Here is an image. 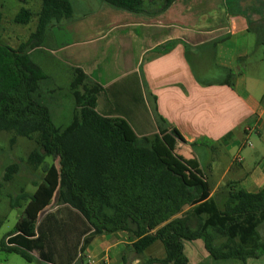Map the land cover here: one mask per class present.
I'll list each match as a JSON object with an SVG mask.
<instances>
[{"label": "crops", "instance_id": "1", "mask_svg": "<svg viewBox=\"0 0 264 264\" xmlns=\"http://www.w3.org/2000/svg\"><path fill=\"white\" fill-rule=\"evenodd\" d=\"M144 1L139 14L100 0L88 1L81 14L73 5V18L52 27L34 54L46 75L41 101L51 106L48 97L53 102L63 92L74 99L73 72L81 69L102 88L100 115L125 121L139 141L158 135L162 120L183 138L180 156L202 171L207 158L212 197L221 199L232 184L258 193L264 188V0H177L160 15ZM44 232L52 242L47 261L34 252L28 264H142L156 258V249L165 257L161 242L137 256L126 232L96 237L84 254L78 232L52 235L49 226ZM184 248L190 264L209 256L204 240ZM5 255L0 264L18 256Z\"/></svg>", "mask_w": 264, "mask_h": 264}, {"label": "trees", "instance_id": "2", "mask_svg": "<svg viewBox=\"0 0 264 264\" xmlns=\"http://www.w3.org/2000/svg\"><path fill=\"white\" fill-rule=\"evenodd\" d=\"M100 1L129 13L145 10L144 0ZM176 1L147 0L158 6L156 15ZM37 16L36 32L19 49L0 42V132L34 141L37 149L28 163L35 170L43 167L45 175L32 195L23 192L12 200L13 209L25 202L24 216L2 239L0 250L28 263L35 261L34 252L47 261L44 251L52 242L44 229L49 226L52 235L78 232L82 254L103 234L128 233L139 257L161 242L165 257L142 264H190L184 244L197 240H204L214 261L247 263L264 256V188L252 194L229 185L220 208L198 162L177 153L181 135L161 120L158 135L139 141L125 121L97 112L102 88L81 69L74 70L71 83L72 122L66 128L54 125L40 95L46 75L29 48L39 47L52 27L70 21L74 6L71 0H42ZM34 17L22 8L14 21L27 26ZM2 21L0 10V26ZM47 159H59V168L47 166ZM19 169L18 164L9 166L4 182H12ZM2 189L0 183V193ZM56 195L57 210L51 212ZM42 214L46 216L40 219ZM79 245H74L75 253Z\"/></svg>", "mask_w": 264, "mask_h": 264}, {"label": "rangeland", "instance_id": "3", "mask_svg": "<svg viewBox=\"0 0 264 264\" xmlns=\"http://www.w3.org/2000/svg\"><path fill=\"white\" fill-rule=\"evenodd\" d=\"M75 6V11L79 9L80 14L84 13V5L88 1L92 0H71ZM22 8L30 9L35 17L27 26L17 25L15 23V17ZM42 8V0H0V10L3 14V21L0 26V42L4 46H8L12 49H19L21 45L26 44L30 39L31 35L37 30L38 25V14ZM77 9V10H76ZM49 43H46L48 47ZM36 48H29V53L33 61L35 60L34 54H36ZM51 49V48H50ZM52 50V49H51ZM65 53V54H63ZM57 53L54 54L60 59H67V53ZM35 62V61H34ZM74 75V72H73ZM72 91V90H71ZM56 101L51 102L50 97H48V104L53 115V123L56 127L66 128L70 125L73 119V115L76 111V105L70 106L74 99L66 92L61 93ZM75 104V102H74ZM254 141H259L257 136H253ZM37 149V145L34 141L17 136L15 133L0 132V183L3 185V189L0 193V242L9 233L13 232L17 223L23 218L25 210V202H20V207L13 209L11 207L12 200L19 198L23 192L32 195L36 191L37 185L43 181L44 170L41 167L38 170L32 168L28 163L29 155ZM209 156V155H208ZM207 158H203L202 166L203 173L209 177V181L213 186V180H211L208 170ZM13 164L19 165V172L14 176V179L10 183L4 182V176L6 174L7 168ZM46 165H56L59 168V159H47ZM222 194V193H220ZM220 199V196H215L219 207H223V202L225 201V196ZM58 205V195L54 200L53 205L49 211L54 212L57 210ZM156 258H163L162 249H156L154 254ZM7 258V255L0 251V261ZM12 264H28L20 256L11 257ZM201 264H264V259L261 261L254 260L249 263H243L240 261H214L208 257L201 256ZM192 264H197L193 262Z\"/></svg>", "mask_w": 264, "mask_h": 264}]
</instances>
